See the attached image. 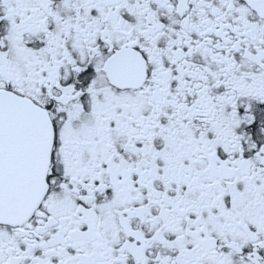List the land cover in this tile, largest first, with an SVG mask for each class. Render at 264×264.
Returning a JSON list of instances; mask_svg holds the SVG:
<instances>
[{"label":"snow or ice","instance_id":"6c2138e0","mask_svg":"<svg viewBox=\"0 0 264 264\" xmlns=\"http://www.w3.org/2000/svg\"><path fill=\"white\" fill-rule=\"evenodd\" d=\"M0 264H264V0H0Z\"/></svg>","mask_w":264,"mask_h":264}]
</instances>
